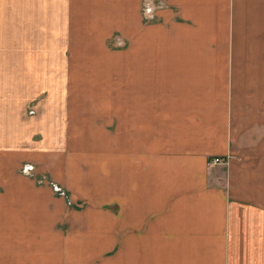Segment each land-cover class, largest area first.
<instances>
[{"label":"crops","instance_id":"1","mask_svg":"<svg viewBox=\"0 0 264 264\" xmlns=\"http://www.w3.org/2000/svg\"><path fill=\"white\" fill-rule=\"evenodd\" d=\"M0 264H264V0H0Z\"/></svg>","mask_w":264,"mask_h":264},{"label":"rangeland","instance_id":"2","mask_svg":"<svg viewBox=\"0 0 264 264\" xmlns=\"http://www.w3.org/2000/svg\"><path fill=\"white\" fill-rule=\"evenodd\" d=\"M82 36H77L76 40L72 42V47H77L84 41L81 40ZM113 44V46H112ZM109 47H114L116 49H122L123 48V39L122 36H114L113 40L109 43ZM100 84H106V82H100ZM108 88H98V89H68L67 98L69 99V113H72L73 116H76L78 113L82 117L83 121L75 120L74 122L79 126L78 124H81L83 127H86L85 121L90 120V123L96 122L99 127H105L106 125V104H103L106 102V99L108 97ZM45 91V90H41ZM47 91V90H46ZM10 92V90L3 89V96L6 97L7 94ZM39 99L36 100L34 104H30L28 108V113L30 115H34L37 111L36 107L38 106ZM87 126L89 125V121L86 122ZM92 127V125H90ZM90 139L89 137H87ZM105 138V136H104ZM101 139V138H100ZM35 140L37 142L42 141V136L37 135L35 137ZM58 158L57 155L52 156V159ZM228 159H222V161L218 164H224L227 163ZM211 161H209L210 163ZM27 164V165H26ZM211 164V163H210ZM214 165V164H212ZM28 166V167H26ZM27 169V170H26ZM21 174L29 175L31 178L34 177L36 174V168L31 163H24L20 166L19 169ZM27 171V172H26ZM45 176V177H43ZM39 177L36 176L35 182L38 186H45L48 187L50 190L51 188L54 190L55 194L60 197L62 201H65V205L67 207H83V208H94V209H100L102 207L106 208V186L105 187H99L96 192L94 193H88L86 195H83V197L87 198L85 200H82V203L77 205L74 204L72 201L69 200V193L67 190L60 184L54 185L53 182L56 183V181H52L48 176L42 175L41 179L42 181H37ZM48 183V184H47ZM50 185V186H49ZM51 187V188H50ZM56 195V196H57Z\"/></svg>","mask_w":264,"mask_h":264},{"label":"built area","instance_id":"3","mask_svg":"<svg viewBox=\"0 0 264 264\" xmlns=\"http://www.w3.org/2000/svg\"><path fill=\"white\" fill-rule=\"evenodd\" d=\"M222 161V158H218V157H216V158H213L212 160H211V164H218V163H220Z\"/></svg>","mask_w":264,"mask_h":264}]
</instances>
